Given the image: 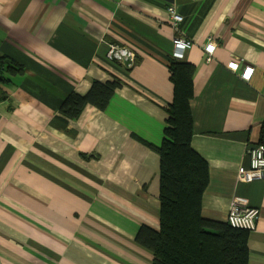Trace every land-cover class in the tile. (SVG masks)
<instances>
[{
    "label": "crops",
    "instance_id": "crops-1",
    "mask_svg": "<svg viewBox=\"0 0 264 264\" xmlns=\"http://www.w3.org/2000/svg\"><path fill=\"white\" fill-rule=\"evenodd\" d=\"M176 36L192 42L180 59L209 171L201 216L226 222L234 197L258 208L247 264H264V174L238 175L264 142V0H0V56L24 68L0 81V264H152L135 236L159 226V156L141 140L163 139ZM109 44L134 61L108 59ZM114 79L104 110L60 116L69 92Z\"/></svg>",
    "mask_w": 264,
    "mask_h": 264
},
{
    "label": "trees",
    "instance_id": "trees-1",
    "mask_svg": "<svg viewBox=\"0 0 264 264\" xmlns=\"http://www.w3.org/2000/svg\"><path fill=\"white\" fill-rule=\"evenodd\" d=\"M23 69L0 56V81L9 80L6 73L20 74ZM168 69L173 95L164 106L163 139L158 146L140 139L159 156V226H141L135 241L151 251L152 264H247L249 231L201 216L209 171L206 161L191 148L194 67L170 57ZM119 86L115 79L93 80L86 92H69L58 112L67 121L76 119L87 105L104 110Z\"/></svg>",
    "mask_w": 264,
    "mask_h": 264
},
{
    "label": "built area",
    "instance_id": "built-area-1",
    "mask_svg": "<svg viewBox=\"0 0 264 264\" xmlns=\"http://www.w3.org/2000/svg\"><path fill=\"white\" fill-rule=\"evenodd\" d=\"M167 12L170 16L173 28L178 30V24L182 21L181 14L177 12L176 6H174V4H169L167 6ZM191 46L192 42L190 39L184 38L182 36L174 37L172 53L173 57L180 59L184 52ZM214 46L215 44L213 43L212 39H210L209 42L203 46V49L207 54V59H209L210 55L212 54ZM107 58L131 64L134 61V53L130 50L118 48L115 45L109 44ZM252 72L253 67L248 64H244L239 74L240 78L242 80L248 81L252 75ZM246 153L249 157V166L248 168H239V178L245 182H251L255 179L262 178L264 174V142L247 147ZM258 218V208L248 206L237 197H234L231 200L226 219L232 227L245 229L251 232L256 228Z\"/></svg>",
    "mask_w": 264,
    "mask_h": 264
},
{
    "label": "water",
    "instance_id": "water-1",
    "mask_svg": "<svg viewBox=\"0 0 264 264\" xmlns=\"http://www.w3.org/2000/svg\"><path fill=\"white\" fill-rule=\"evenodd\" d=\"M7 61H8V60H7ZM7 61H6V62H7Z\"/></svg>",
    "mask_w": 264,
    "mask_h": 264
}]
</instances>
